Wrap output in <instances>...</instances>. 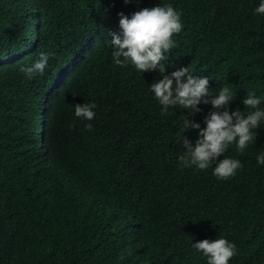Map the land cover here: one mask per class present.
I'll return each mask as SVG.
<instances>
[{
  "label": "trees",
  "instance_id": "16d2710c",
  "mask_svg": "<svg viewBox=\"0 0 264 264\" xmlns=\"http://www.w3.org/2000/svg\"><path fill=\"white\" fill-rule=\"evenodd\" d=\"M260 0H0V264H207L193 244L225 238L229 264H264V122L233 178L181 167L177 133L213 110L161 115L149 89L162 78L113 62L119 13L171 4L183 30L165 53V75L189 68L213 98L245 115L248 93L264 110ZM49 54L43 76L21 66ZM186 80V77L184 78ZM95 103L96 116H75ZM91 123L92 131L86 124ZM199 130L184 133L194 145Z\"/></svg>",
  "mask_w": 264,
  "mask_h": 264
},
{
  "label": "clouds",
  "instance_id": "9594fccd",
  "mask_svg": "<svg viewBox=\"0 0 264 264\" xmlns=\"http://www.w3.org/2000/svg\"><path fill=\"white\" fill-rule=\"evenodd\" d=\"M128 2L125 0V3ZM254 11L264 15V0H260ZM118 15L123 36L121 38L120 35L109 33L112 37L111 45L115 48L112 52L113 62L121 67L131 64L142 73L159 70L162 78L154 81L149 89L161 105V115H167L170 107L179 106L194 114L201 111L198 105L202 102L212 105L213 110L204 119L206 127L201 128L199 123L190 118L185 119L180 126L176 135L184 149L178 157L181 167L195 166L199 170H207L215 162L214 176L221 180L233 178L243 167L241 161L220 157L233 144L238 152L243 153L255 142L257 133L254 130L264 122V110L259 107L260 98L254 93H248L243 104L250 111L245 115L239 109L229 110L228 106L234 99V93L229 87L220 88L213 98L209 80L188 74L189 68H180L170 75L164 74L165 65L161 62L166 59L165 53L176 47L174 36L183 30L182 13L171 4L143 8L134 12L130 18L123 12ZM48 60L49 54L41 52L39 59L31 66H21L19 70L28 79L37 74L43 76ZM74 108L77 118L92 121L96 116L95 103H76ZM85 127L88 131L93 130L91 123ZM190 129L199 130L194 145L184 136ZM256 159L260 165H264V152L258 154ZM193 247L208 258L207 264H229L237 253L236 245L225 238L204 239L194 243Z\"/></svg>",
  "mask_w": 264,
  "mask_h": 264
}]
</instances>
